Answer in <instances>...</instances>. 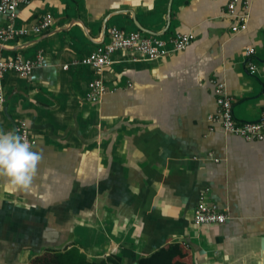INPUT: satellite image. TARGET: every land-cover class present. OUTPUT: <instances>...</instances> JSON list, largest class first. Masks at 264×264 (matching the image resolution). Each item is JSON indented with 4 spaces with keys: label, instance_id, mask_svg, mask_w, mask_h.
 Listing matches in <instances>:
<instances>
[{
    "label": "crops",
    "instance_id": "1",
    "mask_svg": "<svg viewBox=\"0 0 264 264\" xmlns=\"http://www.w3.org/2000/svg\"><path fill=\"white\" fill-rule=\"evenodd\" d=\"M229 1L30 0L19 7L17 29L46 14L54 22L40 35L0 44L7 60L45 58L28 78L5 75L0 130L17 133L26 122L44 159L29 191L0 183V264H30L72 247L89 260L122 251L139 257L174 243L185 264H262L264 140L227 134L209 116L217 111L216 83L226 85L238 121L264 114V0L253 1L248 28L238 33ZM113 27L195 39L158 61L116 52L104 69L108 92L91 103L94 71L74 61L109 43ZM207 189L227 221L196 227L194 209Z\"/></svg>",
    "mask_w": 264,
    "mask_h": 264
},
{
    "label": "built area",
    "instance_id": "2",
    "mask_svg": "<svg viewBox=\"0 0 264 264\" xmlns=\"http://www.w3.org/2000/svg\"><path fill=\"white\" fill-rule=\"evenodd\" d=\"M30 0H0V14L7 18V24H0V44L40 35L48 31L53 25V16L44 15L30 29H17L15 20L18 17L19 7ZM254 0H230L227 6V16L236 19L237 24L232 28L234 33L247 30L250 18L251 5ZM240 9V10H239ZM195 37L192 34H177L168 39L157 36H143L141 32H126L123 29L113 27L110 30V42L99 45L95 51L88 56L74 61L76 65L90 67L95 74V79L88 85V101L100 102L101 98L108 92L104 81V69L109 67L113 61L112 56L118 51H130L147 57L150 61H158L170 55L185 51ZM255 50L249 48L245 52L247 58L254 57ZM45 61L43 53H39L33 60L17 56L13 60H7L0 48V121L5 110L6 93L2 81L7 73L13 72L21 78H28L34 69L43 65ZM251 74L256 73V67L249 64ZM65 69L68 66H64ZM215 95L217 111L209 116V120L219 123L225 133L240 137L246 141L264 140V114L258 121H238L234 114V103L224 83H216ZM17 134L21 135L32 145L35 151L36 140L30 135L27 123L22 121L16 126ZM208 189L200 194L199 202L194 209L193 224L196 227L223 225L227 221L225 213L221 212L215 203L207 199Z\"/></svg>",
    "mask_w": 264,
    "mask_h": 264
},
{
    "label": "clouds",
    "instance_id": "3",
    "mask_svg": "<svg viewBox=\"0 0 264 264\" xmlns=\"http://www.w3.org/2000/svg\"><path fill=\"white\" fill-rule=\"evenodd\" d=\"M43 159L21 135L0 130V183L6 188L29 191Z\"/></svg>",
    "mask_w": 264,
    "mask_h": 264
},
{
    "label": "trees",
    "instance_id": "4",
    "mask_svg": "<svg viewBox=\"0 0 264 264\" xmlns=\"http://www.w3.org/2000/svg\"><path fill=\"white\" fill-rule=\"evenodd\" d=\"M186 257L178 243L159 248L152 253L135 257L134 253L122 251L100 261L89 260L78 248L72 247L63 252L48 251L35 257L30 264H185Z\"/></svg>",
    "mask_w": 264,
    "mask_h": 264
},
{
    "label": "water",
    "instance_id": "5",
    "mask_svg": "<svg viewBox=\"0 0 264 264\" xmlns=\"http://www.w3.org/2000/svg\"><path fill=\"white\" fill-rule=\"evenodd\" d=\"M1 49H3V48H1ZM260 250H261V255H262V258H263L262 264H264V238L261 240V249Z\"/></svg>",
    "mask_w": 264,
    "mask_h": 264
}]
</instances>
